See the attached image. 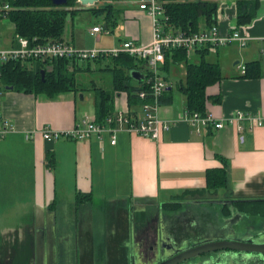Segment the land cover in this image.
Segmentation results:
<instances>
[{
	"label": "crops",
	"instance_id": "crops-1",
	"mask_svg": "<svg viewBox=\"0 0 264 264\" xmlns=\"http://www.w3.org/2000/svg\"><path fill=\"white\" fill-rule=\"evenodd\" d=\"M103 6L114 8L122 22L118 26L121 32L114 34L109 25L95 23L91 27L101 25L105 29L94 35L90 34L91 27L87 29L96 43L106 32L117 36L119 44L125 40L150 42L151 20L134 4L114 0L113 5H107L106 0H100L85 8ZM214 22L221 34L236 27L233 0L221 1ZM238 28L252 38L245 47L233 42L204 57L220 68V80L206 88L205 112L216 118L236 111L264 115V55L259 41L264 37V0L252 20ZM14 37L13 24L0 21V45L15 46ZM62 40L77 48L92 47L75 44L72 24L71 31L65 27ZM198 56L194 53L188 59L198 62ZM250 62L257 63L259 73L246 77L240 67ZM80 66L83 71H100L102 75L112 63L104 59L88 63V69L85 64ZM160 70L170 87L158 112L171 127L157 139L122 131L114 145L108 136L102 142L94 137L89 141H47L42 137L44 129L69 130L81 116L96 117L93 92L85 91L79 100L80 93L71 91L51 98L0 87V127L6 129L0 136V264H7L16 244L32 243L35 231H41L38 236L44 248L47 237L50 243L59 237L65 242L74 239V227L85 231L89 226L93 238L103 243L115 228L119 231L129 205L146 210L185 193L213 194L214 190L207 188L209 171L225 170V184L215 191L218 196L227 190L241 198H264V127L250 130L244 123L242 132L234 126L196 132L180 118L185 101L177 83L185 80V64L169 61ZM138 71L144 72L141 68ZM126 95L124 91L114 94L113 112L124 106ZM133 107L138 111V105Z\"/></svg>",
	"mask_w": 264,
	"mask_h": 264
},
{
	"label": "flooded vegetation",
	"instance_id": "flooded-vegetation-1",
	"mask_svg": "<svg viewBox=\"0 0 264 264\" xmlns=\"http://www.w3.org/2000/svg\"><path fill=\"white\" fill-rule=\"evenodd\" d=\"M211 193H185L146 210L129 205L119 231L115 228L103 243L93 238L89 226L85 231L74 227V239L45 241L49 252L43 254L41 231H35L32 243L22 241L12 248L7 264H264V255L260 259L245 251L194 255L220 240L246 248L260 233L257 243L264 242V199L241 198L227 190L220 196Z\"/></svg>",
	"mask_w": 264,
	"mask_h": 264
},
{
	"label": "trees",
	"instance_id": "trees-1",
	"mask_svg": "<svg viewBox=\"0 0 264 264\" xmlns=\"http://www.w3.org/2000/svg\"><path fill=\"white\" fill-rule=\"evenodd\" d=\"M12 6L8 13V20L13 24L14 34L28 39L34 43H44L48 40H62L66 22L69 16L75 12L73 7L76 0H67L62 6H55L52 0H7ZM218 1L221 0H168L166 11L170 22L179 30L195 32L200 27H209L215 21L218 9ZM237 2V24L249 23L256 15L259 4L258 0H236ZM96 16L104 15L106 26L108 22L116 24V14L111 6L94 7L90 9ZM199 55L198 62L189 60L184 50H174L166 52L165 65L170 61L173 64L184 63L186 76L184 82H178L177 88L182 93L185 101V108L190 112L204 114L206 106V88L218 82L221 78L220 68L217 64L207 62L204 57L208 54V49L201 48L195 52ZM112 66L111 88L104 89L93 84L91 90L94 94L95 115L98 121L102 120L113 111V96L117 92H126L129 106L138 105L140 100L137 92L140 89H148L145 81H134L130 77V71L142 69L143 64L126 54H120L115 58H109ZM104 59L94 61H83L86 69L88 63L99 62ZM82 62V63H83ZM81 62L68 59H53L51 61L32 62L30 68L20 62H8L4 65L0 77L2 87L12 86L13 90L25 94L54 97L62 92L84 93L87 88L82 86L79 71L84 72L80 66ZM44 70L45 75L42 80L40 71ZM255 71V72H254ZM259 69L256 62L245 65L246 77L258 75ZM135 82L134 85L131 84ZM164 99H161V103ZM207 188L216 191L224 186L226 181L225 170H213L207 173Z\"/></svg>",
	"mask_w": 264,
	"mask_h": 264
},
{
	"label": "built area",
	"instance_id": "built-area-1",
	"mask_svg": "<svg viewBox=\"0 0 264 264\" xmlns=\"http://www.w3.org/2000/svg\"><path fill=\"white\" fill-rule=\"evenodd\" d=\"M90 7L93 4L82 5ZM136 6L137 10L146 14L152 23L151 40L148 43H136L132 40L121 42L119 49H97V48H77L64 40H48L44 43L30 42L28 39L16 36L15 46L9 48L0 45V77L3 67L8 62H20L30 68L32 62L51 61L53 59H68L83 61H94L97 59L115 58L120 54H126L137 61L143 62V80L148 89H140L137 97L140 100L138 111L129 106L125 101L124 106L116 108L114 112L98 121L93 116L79 117L74 126L69 130L44 129L41 131L42 137L47 141H57L60 138L71 139L74 141H89L96 138L102 142L104 136H108L111 145L116 143L117 134L126 132L148 139H157L163 131L171 127V123L159 115L161 99L170 84L161 75L160 67L165 62L166 52L174 50H184L189 58L197 50L207 48L208 52H214L219 47L230 43H236L239 47H245L252 39L241 32L238 27L231 29L225 34H221L219 27L214 22L209 27H200L198 31L187 32L177 29L171 22L166 11L168 0H125ZM107 5H113L114 0H106ZM12 6L7 0H0V21L8 20V13ZM218 11V9H217ZM217 18V13L215 19ZM8 22H10L8 20ZM105 31L101 25L90 28V34H98ZM259 41L263 45L260 53L264 55V37ZM242 74L245 73V66L240 67ZM127 97V95H126ZM182 120L193 128L196 132L210 127L222 129L225 126H234L238 132H242L247 123L249 129L264 127V115H256L243 111H236L233 115L226 118H216L212 114L204 112H190L184 108ZM7 126V123H4ZM5 127H0V136L5 133Z\"/></svg>",
	"mask_w": 264,
	"mask_h": 264
},
{
	"label": "rangeland",
	"instance_id": "rangeland-1",
	"mask_svg": "<svg viewBox=\"0 0 264 264\" xmlns=\"http://www.w3.org/2000/svg\"><path fill=\"white\" fill-rule=\"evenodd\" d=\"M224 1V0H221ZM221 1H218V6H220ZM230 1V0H227ZM235 2V10L237 7V1L233 0ZM258 4H259V8L261 7V0H258ZM74 13H73V21L71 23V16L68 17L67 22H66V27L69 26V31H71V24L73 25V32H74V40H75V44L79 45L81 43H84L85 45L88 44L89 46H92L91 48H97V49H119L120 44L118 42L119 38L116 36L114 37L112 34L110 35V32H106L103 33L104 35L102 37H100V39L98 40V43H96L93 38L91 36H89V34L87 33V29L89 27H91L93 24L97 23V24H101V25H105L106 24V19L104 15H100V16H96L94 14H92V12L90 11V9H87L85 7H81L80 4H77L75 2L74 4ZM237 13V11H236ZM237 15V14H236ZM118 15L116 16L117 19ZM237 18V16H236ZM8 23V20H5ZM109 25V29L111 31H114V34L117 32H121V30H119L118 26L122 25V22L120 20V17H118V21H117V25L112 23V22H108L107 23ZM9 25V24H8ZM119 30V31H118ZM6 32V31H5ZM9 35L12 34L11 31L6 32ZM122 39V38H120ZM77 47V46H76ZM84 62H81V65H83ZM101 72L98 71L96 72H81L80 76L78 75V78L81 80L82 82V86L87 88V92H92L91 90V86L93 84H96L98 86L103 87L104 89L109 90L111 88V71L109 72L108 70H106L105 72L102 73V75H100ZM100 78H102V82H100ZM132 85L135 84L131 82ZM1 87V85H0ZM3 88V87H2ZM1 89V88H0Z\"/></svg>",
	"mask_w": 264,
	"mask_h": 264
},
{
	"label": "water",
	"instance_id": "water-1",
	"mask_svg": "<svg viewBox=\"0 0 264 264\" xmlns=\"http://www.w3.org/2000/svg\"><path fill=\"white\" fill-rule=\"evenodd\" d=\"M79 1H80V3L82 5H87V4H90L91 5L94 2H96L97 0H79ZM52 3L55 6H62V5H65L67 3V0H52ZM40 75H41V78L43 80L44 75H45L44 70H41L40 71ZM130 77L134 81L140 82V81L143 80L144 75L140 71H138V70H132V71H130ZM6 89H10L11 90L13 88H12V86H10V87H6ZM79 100H83V94L82 93L79 94ZM263 199L264 198H262V200ZM255 200L256 201H261V198L255 199ZM262 234H263V232H262ZM256 236L257 237L258 236H261V234L260 233L256 234L255 235V239H249L247 241L248 247H246V248L233 247L230 242H226L224 240H220V241H217V242L213 243L214 246L211 247L210 249H203V250H201V251H199L197 253H194V255H196V254L199 255V254L207 253V252H210V251L211 252H216V251H218V252H224V253H221V255H224L225 254V251H227V250H232V251H236L237 250V251H245L246 254H248L250 256H256L257 258H260L261 259V256L264 255V242H261V245H260V243H257L258 240L256 239ZM252 237H254V236H252ZM258 238H260V237H258ZM49 239H50V237H47V241H49ZM252 244H259V247L254 246ZM43 246H44V244H43ZM40 252L43 253V254H46L47 252H49V244H47V250H46V245H45V249L44 248L41 249ZM192 256H193V254H192ZM44 257H45V255H44ZM180 261L181 260H179L178 262H180ZM178 262H176V263H178ZM41 264H44L42 260H41Z\"/></svg>",
	"mask_w": 264,
	"mask_h": 264
}]
</instances>
